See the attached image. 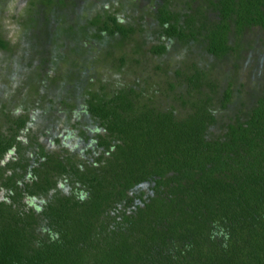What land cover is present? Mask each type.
I'll use <instances>...</instances> for the list:
<instances>
[{"label": "trees", "instance_id": "trees-1", "mask_svg": "<svg viewBox=\"0 0 264 264\" xmlns=\"http://www.w3.org/2000/svg\"><path fill=\"white\" fill-rule=\"evenodd\" d=\"M146 1L154 42L143 49L148 37L133 38L140 23L120 22L105 5L84 25L92 31L80 28L95 39L117 37L114 47L130 40L131 53L193 44L216 62L238 57L246 30H264V0ZM5 44L0 37V48ZM124 60L119 54L116 67ZM258 66L261 76L234 111L232 86L243 83L233 75L217 89L219 74L191 60L173 68V79L167 65L154 66L161 93H173L180 114L146 94V79L84 90V112L100 130L84 158L39 144L35 156L24 155L27 115L12 117L2 103L0 264H264V64ZM216 104L228 110L225 117L216 118Z\"/></svg>", "mask_w": 264, "mask_h": 264}, {"label": "rangeland", "instance_id": "rangeland-1", "mask_svg": "<svg viewBox=\"0 0 264 264\" xmlns=\"http://www.w3.org/2000/svg\"><path fill=\"white\" fill-rule=\"evenodd\" d=\"M57 1L53 0L52 5H42L38 0H0V37L6 43V48H0V108L4 103L8 115L16 117L20 112L27 115L22 130L24 135L20 138L23 153L28 157L35 156L37 144L49 152L63 155L78 151L81 158L88 156L83 150L92 149L94 141L91 136L100 130L84 112L83 92L96 88L98 84L105 83L106 87L113 89L131 84L136 79H146V94H153V100L162 101V107L172 105L180 114L185 110L172 99L173 93H161L163 85L158 82L162 72L154 66L167 65L172 78L174 67L191 60L200 66L210 67L213 76L219 74L216 77L217 89L222 90L225 81L233 75L236 82L243 83L241 87L237 84L232 86L233 98L229 108L234 111L239 98H245V94L252 91L250 85L263 71L254 67L264 64L263 29L251 28L243 33L238 57L234 60L229 57L216 62L193 44L170 43L167 52L161 55L143 50L131 53L132 41L124 40L121 47H114L117 37L102 33L101 38H91L84 35L80 27L87 24L96 8L105 5L106 9L115 12L120 22L131 23L133 18L140 23L141 32L136 30L133 38L148 37L143 49L149 42H154L153 34H150L153 4L149 1L74 0L73 5L70 3L72 0L65 4L66 0H63L62 5L65 6L58 5ZM85 29L88 33L90 29L92 31V28ZM106 50L112 52L111 56L106 55ZM258 50L262 55L257 53ZM119 54H123L125 60L116 67ZM133 58L138 62H133ZM231 62L236 66L233 67ZM214 108L218 119L228 112L217 104ZM6 125L0 112V130H4ZM79 130L90 136L87 142L77 135ZM54 139H58L57 142Z\"/></svg>", "mask_w": 264, "mask_h": 264}]
</instances>
